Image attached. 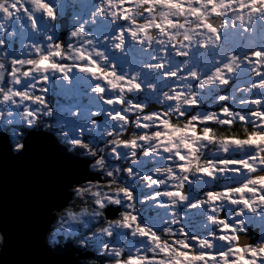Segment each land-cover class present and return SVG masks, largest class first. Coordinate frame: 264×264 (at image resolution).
Returning <instances> with one entry per match:
<instances>
[{
  "label": "snow or ice",
  "instance_id": "6c2138e0",
  "mask_svg": "<svg viewBox=\"0 0 264 264\" xmlns=\"http://www.w3.org/2000/svg\"><path fill=\"white\" fill-rule=\"evenodd\" d=\"M36 13L57 20L49 0H0L4 24L23 16L36 30ZM91 17L110 24L96 36L80 24L67 45L51 35L46 47L26 45L29 58L10 59L7 72L0 60V104L23 106L28 128L54 116L46 96L53 77L71 88L74 71L83 74L84 94L104 106L68 107L83 123L55 124L108 178L73 188L92 197L79 215L97 225L83 247L106 264H264V239H246L249 223L264 226V0H99ZM151 104L160 110L148 111ZM101 111L109 123L93 119ZM86 132L105 138L104 147L85 143ZM137 181L148 190L142 200ZM138 203L163 211L167 226L142 224ZM108 206L123 210L108 219Z\"/></svg>",
  "mask_w": 264,
  "mask_h": 264
},
{
  "label": "rangeland",
  "instance_id": "374dc122",
  "mask_svg": "<svg viewBox=\"0 0 264 264\" xmlns=\"http://www.w3.org/2000/svg\"><path fill=\"white\" fill-rule=\"evenodd\" d=\"M49 2L57 8V20L53 23L42 16V14L36 13L35 19L37 22V29L33 30L31 28L30 22L23 16L19 20L9 21L4 24L3 21H0V24H4L3 27H0V39L5 41V46L0 48V60H2L6 67L5 72L9 70L8 61L12 58L16 59H27L29 58L30 48L26 47V45H38V46H45L47 45L48 41L46 40V36L51 35L53 37V41L57 43H63L67 45L68 43L72 42L70 39V32L71 30L80 25L84 24L86 31L91 36H96L99 31V26H106L109 25V21H105L103 19L97 18L96 23L92 22L91 13L94 9V6L99 3V0H49ZM109 27L106 32H101L100 34H111L115 27ZM126 26V25H125ZM7 28V31H5ZM63 36V37H62ZM6 54V55H5ZM109 55H112L109 52ZM75 76L72 82L71 88H69L65 83L59 82L55 77L50 79V83L46 86L48 87L49 91L47 92V101L49 106L53 109L54 116L52 118H44L43 122L47 124L53 125L47 131L43 129L42 126L37 128L38 131H43L48 134H52L60 144L64 145L70 152V149H73L71 144L68 143L66 137L63 136L64 129L56 128L55 124L58 120L64 119L67 121L68 127L72 128L73 125H80L83 123V116L81 118H73L69 115L68 111L66 110L68 107L76 108L79 107L82 110L85 108H93V110L100 108L103 109L102 103H97L94 101L90 102L89 96L84 94V90L88 86V77H85L83 74L73 73ZM30 80L23 81L19 87V90H25L26 86L30 84ZM5 84L9 85L10 82L5 76ZM24 106H30L35 108V105H28L25 104ZM23 110V106H13L11 103L8 104H0V133L6 134L8 136V142L12 145L14 144L16 139H21L22 131L25 130L26 132L31 129H36L34 126L32 128H28L26 123L20 116V113ZM160 110V106L156 104H151L148 108V111H158ZM11 113V115H9ZM99 117H95L93 119L98 120V124L103 125L109 123L106 115H104L103 111L100 112L98 115ZM101 120V121H100ZM131 131V130H130ZM17 133H20L17 136ZM26 134V133H25ZM24 134V135H25ZM24 137V136H23ZM22 137V138H23ZM85 137L87 139V143H91L93 147L100 148L104 147L106 140L101 136L91 133H85ZM110 165L112 167H122L123 166V159L120 162H114L110 156L107 157ZM94 161H91V164ZM90 165V164H89ZM152 161L145 159L142 161V167L145 171L151 169ZM91 173L94 171L89 170ZM102 175L104 174L102 171H98ZM100 174V175H101ZM121 182H124V178L122 177ZM92 182L82 183V185H87ZM129 186L132 185V181H127ZM136 188L134 191L142 200L145 195L148 194V190L144 188L143 185L136 182ZM79 187V186H77ZM72 193V201L75 199V193ZM187 194L190 197H195L198 194V189H194L189 187L187 189ZM74 198V199H73ZM76 203H80L78 200ZM117 209L118 214L121 208H117L115 206H108L106 211H109L111 208ZM109 208V209H108ZM139 217L140 222L142 224H147L150 226H154L156 228H161L167 226L163 223L166 219V215L163 211L159 212L157 215L156 210L152 208V205H144L139 204ZM184 209L181 210V214H184ZM227 212H231V209H226ZM117 214V215H118ZM191 215V214H189ZM114 216V214H113ZM57 217L55 218L53 224L56 222ZM52 224V225H53ZM97 225L93 222L90 227L86 230L83 229L82 225L77 226V230L79 232L78 235L75 237H69L67 242H71L73 248L78 249L81 251V254L86 253L87 251L91 252L93 255V259H97L101 261V264L105 261L106 258L101 257L97 254L95 248L92 247H83L78 248L74 247V245L80 241H83L86 236L92 234L95 227ZM185 226L191 230V226L185 223ZM248 233L246 234V239L250 242H258L259 240L264 239V226H262L259 222L256 223H249L247 225ZM62 242L65 240L63 235L58 237ZM118 240H113L111 243L117 244ZM83 250V251H82ZM77 257L78 254H75ZM84 260H92L89 258H83Z\"/></svg>",
  "mask_w": 264,
  "mask_h": 264
},
{
  "label": "water",
  "instance_id": "95a60500",
  "mask_svg": "<svg viewBox=\"0 0 264 264\" xmlns=\"http://www.w3.org/2000/svg\"><path fill=\"white\" fill-rule=\"evenodd\" d=\"M21 142L24 151L13 155L8 136L0 133V218L10 227L14 258L43 259L46 264L92 259L91 252L81 254L71 242L53 252L45 238L56 218L53 213L63 211L71 202L70 190L82 183L99 182L101 175L91 173V162L74 155L52 134L29 130ZM117 212L111 208L105 210V216L114 219Z\"/></svg>",
  "mask_w": 264,
  "mask_h": 264
},
{
  "label": "clouds",
  "instance_id": "9594fccd",
  "mask_svg": "<svg viewBox=\"0 0 264 264\" xmlns=\"http://www.w3.org/2000/svg\"><path fill=\"white\" fill-rule=\"evenodd\" d=\"M39 126H42L44 130L49 129L48 124L44 123L43 121L39 124ZM19 135L20 133H17V136ZM18 144L22 145L19 151L17 150ZM11 150L13 155H18L24 151V144L21 142L20 139H16L14 144L12 145ZM89 167L93 171H98V169L94 167V163L90 164ZM82 186H86V185H82ZM70 191H73L75 193L74 198H76L80 203H82L83 206L80 207L78 211L72 210L71 208H67L61 212L53 213L57 217V220L53 225H51V231L48 233L47 237L45 238L47 243V248L52 250L53 252L56 250L58 246L63 247L64 243L67 242V239L70 236L75 237L76 235L79 234L77 230L78 225H82L83 229L86 230L94 222L91 217H87V216L81 217L79 215L81 208H88L89 210L92 209L93 207L92 197L88 195L81 197L73 190V188ZM69 211L76 213L77 221L79 222L69 218L68 216ZM6 235L8 237L7 240H6ZM61 235L65 237V240L63 242L58 238ZM243 242L246 243L247 240H244ZM74 247L83 248V241L76 243ZM14 255H15V246L13 244L10 227L5 219L0 218V264H46V262L43 259L42 260L16 259L14 258ZM77 264H89V260L78 259ZM96 264H101V261L97 260ZM103 264H106V262L104 261ZM241 264H243V262H241Z\"/></svg>",
  "mask_w": 264,
  "mask_h": 264
},
{
  "label": "trees",
  "instance_id": "16d2710c",
  "mask_svg": "<svg viewBox=\"0 0 264 264\" xmlns=\"http://www.w3.org/2000/svg\"><path fill=\"white\" fill-rule=\"evenodd\" d=\"M100 118V117H99ZM101 119V118H100ZM102 120V119H101ZM100 120V121H101ZM97 122H98V120H97ZM35 127V126H34ZM37 127L38 128H40V126L39 125H37ZM36 128V127H35ZM37 129V128H36ZM47 131V130H46ZM26 133V131L25 130H23L22 131V134H21V139H22V137L24 136V134ZM84 142L85 143H87V139H86V137H84ZM73 148V147H72ZM100 148H102V147H100ZM71 150V152L74 154V155H76V156H79V157H82V158H88V159H90L91 161H94V159H92V158H90L89 156H87L86 154H85V152L83 151V150H80V149H75V148H73V149H70ZM91 170V169H90ZM93 171V170H92ZM95 173H97V174H101L100 172H98V171H94ZM103 180V181H102ZM106 180V181H105ZM108 182V178L103 174H101V181H99V182H94V183H107ZM76 201H77V199L75 198L73 201L71 200V202L69 203V205H68V207L67 208H71L72 210H76V211H78L79 210V208L80 207H82L83 205H82V203H76ZM67 208H65V209H67ZM119 215V214H118ZM118 215L114 218V219H116L117 217H118ZM92 255H94V254H92ZM93 259V258H92ZM95 259V258H94Z\"/></svg>",
  "mask_w": 264,
  "mask_h": 264
},
{
  "label": "bare ground",
  "instance_id": "6f19581e",
  "mask_svg": "<svg viewBox=\"0 0 264 264\" xmlns=\"http://www.w3.org/2000/svg\"><path fill=\"white\" fill-rule=\"evenodd\" d=\"M10 146H11V144H10ZM116 214H118V213H116Z\"/></svg>",
  "mask_w": 264,
  "mask_h": 264
}]
</instances>
